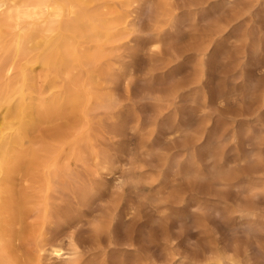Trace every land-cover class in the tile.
<instances>
[{"label":"rangeland","instance_id":"obj_1","mask_svg":"<svg viewBox=\"0 0 264 264\" xmlns=\"http://www.w3.org/2000/svg\"><path fill=\"white\" fill-rule=\"evenodd\" d=\"M97 2L123 25L81 47L99 53L75 71L83 112L40 80L34 96L58 104L15 145L20 163L46 155L79 176L51 192L46 238L66 250L40 264H264V0ZM58 129L67 143L47 153Z\"/></svg>","mask_w":264,"mask_h":264},{"label":"bare ground","instance_id":"obj_2","mask_svg":"<svg viewBox=\"0 0 264 264\" xmlns=\"http://www.w3.org/2000/svg\"><path fill=\"white\" fill-rule=\"evenodd\" d=\"M97 1L110 3L113 0H0V213L2 207H5V213L13 209L16 216L11 219L19 225L14 235L8 229V220L1 218L4 212L0 214V264H40L46 253L59 258L65 254L62 244L46 238L53 216L52 212L50 214L53 203L51 192L61 182L69 184L73 181L75 187L77 174L76 178L73 173L70 174L73 167L69 163L60 164L56 159L49 161L50 156L46 155H35L27 163H20L14 152L15 145L27 141L39 119L46 117L58 104V98H53L48 105L34 96L40 87V80L47 81L50 89L59 88L61 96L68 91L69 99L65 102L83 112V102L89 97L85 94L88 88L83 85L85 73L81 75L80 71H75L81 70L86 63L97 61L96 54L99 55L89 54L91 45L87 43L99 42V52L104 46L102 41L109 40L118 32V25H123L122 18L113 9V12L99 13L95 5ZM85 43L90 46L82 51ZM93 77L94 74L89 73L88 84H92ZM81 92H85L83 96ZM65 132L57 130L55 142L59 143L49 145L51 149L47 148V153L56 154L62 149L70 134L66 129ZM77 134H74L75 137ZM72 143L71 147H76V142ZM64 173H68L66 177ZM69 186V189L74 188L71 182ZM88 189L80 190L83 202L89 196L91 189ZM107 213L106 224L111 231L118 216L117 208ZM78 247L72 239L70 251L77 253ZM63 262L80 264L72 257Z\"/></svg>","mask_w":264,"mask_h":264}]
</instances>
